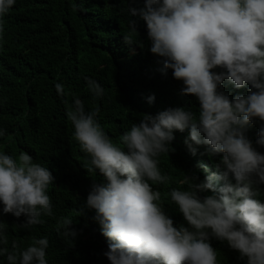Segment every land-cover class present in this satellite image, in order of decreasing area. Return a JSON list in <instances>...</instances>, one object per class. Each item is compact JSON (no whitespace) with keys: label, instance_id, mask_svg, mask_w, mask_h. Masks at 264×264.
<instances>
[{"label":"clouds","instance_id":"obj_1","mask_svg":"<svg viewBox=\"0 0 264 264\" xmlns=\"http://www.w3.org/2000/svg\"><path fill=\"white\" fill-rule=\"evenodd\" d=\"M14 4L0 0V33ZM127 11L144 21L150 52L162 58L163 70L183 81L182 95L198 98L200 111L198 116L183 108L144 114L120 136L121 146L98 123L99 107L86 111L81 99L70 105L65 100L73 138L87 156L83 168L107 182H93L85 205L95 211L93 219L108 241L102 264H218L211 238L226 242L246 264H264V203L259 199L264 155L246 136L254 118L264 122V0H145L143 8ZM134 36L136 22L129 21L124 43L143 47ZM215 68L226 71L217 74ZM84 79L95 97H103L105 89L97 81ZM225 80L236 89L247 84L254 91L230 100L218 91ZM55 88L65 95L61 84ZM153 100L148 97L149 103ZM185 129L193 155L192 144L207 145L210 155L223 154L222 159L203 181L184 175L180 184L186 190L162 194L153 184L168 185L172 177L161 173L158 157L175 151L170 147L173 131ZM256 144L264 147V126ZM50 185L52 172L26 152L18 158L0 152V257L5 264H48V239L34 237L32 230L17 237L14 224L20 223L13 216L25 217L21 227L44 224L43 216H53ZM167 197L188 227L174 226L163 206ZM73 225L70 218L57 225L71 242L77 235Z\"/></svg>","mask_w":264,"mask_h":264},{"label":"trees","instance_id":"obj_2","mask_svg":"<svg viewBox=\"0 0 264 264\" xmlns=\"http://www.w3.org/2000/svg\"><path fill=\"white\" fill-rule=\"evenodd\" d=\"M144 3L145 0H15L3 18L0 129L5 130V135L0 136V152L18 158L24 151L54 176V185L48 189L53 216H43L45 223L32 227H21L25 217L13 216L20 223L14 224L17 237L32 230L34 237L48 239V264H102L108 251V241L93 219L95 211L85 206L93 182H107L98 172L89 174L83 168L87 156L73 138L74 128L66 117L65 100L70 105L74 99H81L86 111L99 107L97 121L117 145H121L120 136L133 123H139L144 114L155 116L169 108H183L199 115L198 98L181 94L183 81L174 79L172 70H163L162 58L150 52L146 24L127 11L130 7L143 8ZM129 21L136 22L138 37L133 40L143 47L124 43ZM212 71L219 74L226 70ZM84 77L105 89L103 97L97 98L90 92ZM57 83L64 88L63 97L56 91ZM218 91L232 100L254 90L247 84L236 89L225 80ZM149 96H154L151 103ZM262 126L264 122L254 118L246 136L256 151L264 155V147L256 144ZM173 136L170 147L175 151L158 157L161 173L172 177L168 185L153 184L154 190L162 194L173 188L186 190L187 185L180 184L184 175H195L203 181L216 171L223 156L210 155L209 146L195 144L193 155L185 143L189 129L174 130ZM230 182L235 184L231 177ZM222 184L216 182L217 187ZM260 189L259 199L264 203V185ZM163 206L174 226L188 227L170 197L164 199ZM62 218L74 222L72 227L77 235L72 242L62 235L63 229L57 228ZM209 242L217 251L218 264H246V258H241L226 242L215 238ZM5 262L0 257V264Z\"/></svg>","mask_w":264,"mask_h":264}]
</instances>
